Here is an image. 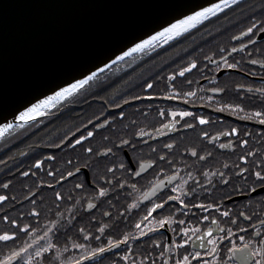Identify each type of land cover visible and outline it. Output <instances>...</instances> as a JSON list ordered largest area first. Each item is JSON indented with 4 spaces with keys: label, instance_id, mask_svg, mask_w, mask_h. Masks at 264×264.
<instances>
[{
    "label": "flooded vegetation",
    "instance_id": "flooded-vegetation-1",
    "mask_svg": "<svg viewBox=\"0 0 264 264\" xmlns=\"http://www.w3.org/2000/svg\"><path fill=\"white\" fill-rule=\"evenodd\" d=\"M240 25L233 29L230 34H211V35H195L190 36L181 41L173 50H167L151 58L143 66L137 68L129 74L119 76L111 85H107L97 95L89 100L80 102L78 106L70 109L66 115L46 118L41 121L40 129L29 134L21 143L6 150V154L0 158V194L7 195L9 199L0 204V232L15 227L10 225L3 219L7 215L10 220H17L18 224L31 225V228L37 229L32 232L31 228L27 233L18 232L15 241L0 242V258L7 254L10 248H18L25 243L32 244L30 249L34 253L37 246L44 245L48 239L57 244L61 251V258L65 261L73 256L78 257L83 250H74L71 247V241L85 243L89 249L107 243L108 236L114 240L119 239L125 233L138 235L135 230V223L143 220L151 207V202H159L158 197L162 196L168 189H157V195L149 196L145 199L144 193L148 188L157 183L158 180H165L166 176L172 175L174 171L179 170L180 176H186L188 171H192L195 176L196 168L199 164H193L194 158L184 156L187 164H181V154L185 147L197 146L198 150H207L213 153L210 162L214 167H219L220 163H240L237 157L242 154V149L237 147L235 151L232 149H219V143H225L228 139H237L232 137H221L215 143H210L199 136L201 130H206L210 135L217 132L229 130L236 127L240 130V138L249 139V147H260L264 143V126L254 121L242 120L232 115L229 111L217 112L215 108L224 103H243L247 110L259 107L258 101L249 100L247 97L251 94L244 93V100L239 99L235 85L241 84L253 89L264 87V69L259 65L249 63L252 59H261V53H264V33L255 31V35L251 39L254 44L248 43L249 37H240L238 40L232 39L233 36H240L242 31L257 21H264V0H254L252 6L247 7L238 15ZM246 45L243 51L233 53L231 49L240 45ZM225 49L222 53L220 49ZM228 59L229 63L239 62V69H228L226 67H217V64H223L220 60L221 56ZM205 56H211L217 64L204 59ZM192 60L197 61V68L191 72L185 73V77H179L175 81L177 87L181 91H195L196 96L189 98V103L185 104L182 100L166 101V100H134L133 97H145L149 94H161L169 91L166 88L167 76L170 73H178L181 68L186 67ZM124 61V60H123ZM255 72L257 75H249ZM192 83L188 84L187 81ZM213 81L216 83L214 84ZM146 82L153 83L152 89L144 87ZM219 86L226 89L225 93H212L208 89ZM203 89V90H202ZM212 96L211 101L208 97ZM125 101H129L125 103ZM152 105L151 108L148 105ZM120 105L121 107H116ZM157 107L165 109H184L196 111L198 114L205 115L210 118L212 123L209 125H197L194 129H184L180 125L183 123L179 117L177 130L163 129L167 135L157 136L156 128L160 127V123L169 122L163 120L157 115ZM123 112L121 118L119 113ZM143 113H147L144 115ZM240 115H243L242 113ZM171 118H169L170 120ZM189 119L190 118H186ZM107 120L108 125H104ZM136 123L133 124L132 122ZM44 122V124H43ZM102 125L96 128L95 125ZM38 127V126H37ZM143 129L149 132L153 139L144 137L148 144L140 142L137 144V151L133 152L131 148L118 151L114 144H119V137L129 138L131 135ZM87 131H93L95 135L92 138L83 141L81 145L70 146V142L74 143L75 139L81 135L86 136ZM247 131L252 133L250 137H244L243 133ZM108 137V139H104ZM138 139V138H137ZM175 141L173 149L168 150L163 147L164 143ZM59 145V146H58ZM149 145L156 148V152H152ZM85 147H92L94 150L103 151L105 147H112L113 154L103 160H99L93 156L89 161V167L85 168V159L87 153L84 152ZM125 152L129 153L133 160L141 159L147 162L157 159V166L148 169L141 177H132L126 171L117 170L113 174H107L108 179L113 181V185L117 180L125 184L124 188L112 187L110 194L106 198H97L88 181L96 183L99 177L105 175V165L115 163L117 166L121 161L127 164ZM157 154H165L168 160H172L176 167H172L166 161L158 160ZM51 156L53 159H48ZM41 160L40 169L34 167L35 162ZM72 163L69 164L68 161ZM80 166L81 172L76 176L67 177V171L74 170L75 166ZM187 165H193L192 168ZM164 169L163 173H158L159 168ZM138 170V169H137ZM49 171L53 175H48ZM28 172L29 175L24 176L22 173ZM33 173H35L33 175ZM61 174L66 176L63 181L59 180ZM84 183L83 189H76V183ZM9 184L5 189L3 185ZM102 183V182H101ZM135 183L136 188H129L128 184ZM239 183V182H237ZM51 184L53 187H48ZM107 187V185H103ZM55 192H60L65 199L57 201ZM72 196V200L67 197ZM12 197H15L13 200ZM203 198V197H201ZM261 197L256 196L255 201L259 202ZM35 200V204L31 201ZM91 202L96 205L93 209H88L87 204ZM139 205L138 208H128L132 203ZM229 205L233 201H226ZM235 210H247L249 212L255 210V203L245 209L247 201L241 197L234 200ZM58 205V206H57ZM35 209L40 213L38 217L30 215L31 210ZM193 211H196L195 209ZM62 215H57V213ZM105 212H109L110 216H104ZM207 214V213H205ZM212 215H216L215 212ZM171 216L173 221L185 219L186 226L189 220L195 224L197 221L191 215L184 216L177 209L175 202H168L164 210H157L148 217V220L141 224V228L148 232L149 226H154L156 219ZM93 217L95 219H93ZM53 221L56 224H53ZM207 222H205L206 224ZM243 226H247L246 222L240 221ZM102 224H108L112 227L105 230L102 234L98 231ZM71 225V227L69 226ZM84 228V234H80L77 230ZM177 228L176 223L170 226L160 228L158 232L149 233L148 236L136 241H129V245L136 253V258L141 259L140 253L150 252L153 257H158L162 248L156 247L154 241L161 245H168L172 238L179 239L172 229ZM257 228L259 225L257 224ZM52 229L51 232L48 230ZM178 230V229H177ZM92 233L87 241L83 239V235ZM251 232V229H250ZM47 233V236H45ZM250 234V233H249ZM246 236L248 234H245ZM44 236V239L39 237ZM71 237L66 240L65 237ZM95 236H100V240H96ZM67 246L68 251L64 252ZM125 245L120 246V255L123 254ZM117 250L105 253L102 258H97L96 264H123L116 254ZM183 252V249H180ZM174 255V253H173ZM48 257L45 264H51L53 254H46ZM39 258L34 257L35 261ZM157 264H162L157 259Z\"/></svg>",
    "mask_w": 264,
    "mask_h": 264
},
{
    "label": "snow or ice",
    "instance_id": "snow-or-ice-1",
    "mask_svg": "<svg viewBox=\"0 0 264 264\" xmlns=\"http://www.w3.org/2000/svg\"><path fill=\"white\" fill-rule=\"evenodd\" d=\"M239 0H217L216 3H211L206 7H199L198 10H190V14L185 15L182 19L176 20L174 23H169L166 27L161 25L160 30L156 31L155 34L150 35L147 39H141L140 42L134 43L127 51H123L120 55L115 57L112 61L113 64L118 61H122L125 57L130 56L132 53L140 52L147 47L153 45H158L160 41L167 42L168 40L178 37L181 33L186 32L189 28L195 27L203 21L209 20L211 17L216 16L219 13L224 12L226 9L237 5ZM264 33V21H257L247 27L245 31L240 33V36H233L232 39L238 40L240 37L248 36V43L254 44L255 41L251 39L252 35H255V31ZM246 45L241 44L240 48L237 49L233 47L231 51L233 53L237 51H243ZM223 53L225 49H220ZM261 59H252L249 61L252 65H259L260 68L264 69V53H261ZM205 60L210 61L213 64H217V61L213 60L211 56H205ZM223 64H217V67H226L228 69H239V62L229 63L228 59L223 55L220 57ZM110 65L105 64V68ZM197 68V61L192 60L186 67L181 68L178 73H170L167 76L166 88L169 90L161 94H149L145 97H133L134 100L148 99V100H166V101H176L182 100L185 104L189 103L190 97H195V91H181L175 81L177 75L179 77H185V73L191 72L193 69ZM90 74L85 75L83 72L80 74L82 78L74 79V82H64V86L56 85L58 90H53L52 95H47L43 99L37 100L30 106L24 107L23 111H19L18 115L14 114V119L20 121L17 127H23L29 121L35 120L36 117L45 114L46 109L53 106L56 101L63 100L66 97H71L74 93H77L90 81H92L96 76L97 72H103V68L97 69V71H92L91 69L85 70ZM249 75H257L255 72L249 73ZM188 84L192 81L188 80ZM215 84L216 82L213 81ZM153 83L146 82L144 87L146 89H152ZM236 91L238 93L239 99L244 100V93L251 94L247 98L249 100L255 99L259 103V107L247 110L244 104L241 103H224L218 105L215 108L217 112L229 111L232 115L237 116L242 120L254 121L255 123L264 126V87L253 89L252 87H247L245 89L244 85H235ZM203 90V89H202ZM208 91L212 93H225L226 89L224 87L214 86ZM212 96L208 97L211 101ZM129 101H125L128 103ZM116 107H121L116 105ZM149 108L152 105H148ZM243 115H240V114ZM147 115V113H143ZM157 115L163 120H168L169 122L160 123V127L156 128L155 131L157 136L167 135L163 129L179 130L177 129V124L179 121L176 119L179 117L183 120L180 125L184 129H194L197 125H209L212 123L209 117L198 114L196 111L190 110L188 108L173 110L171 108L165 109L157 107ZM119 116L123 118L124 113L120 112ZM169 118H171L169 120ZM186 118H190L186 119ZM108 121H104V125H108ZM133 124L136 122L133 121ZM14 124L6 123L3 129L12 128ZM102 125H95L96 128ZM0 129V132L3 131ZM95 135L93 131H87L86 136L81 135L76 138L74 143L70 142V146L81 145L83 147V141L92 138ZM252 133L245 131L243 133L244 137H250ZM264 135V133H262ZM149 137L153 139L149 132H145L142 128L134 132L131 137L124 138L119 137V144H114V147L118 151H123L126 148H131L133 152L137 151V144L143 142L148 144L144 137ZM199 136L204 138L210 143H215L222 136L232 137L237 139H228L225 143H219V149H232L236 150L240 147L243 151L237 159L240 163H233L229 165L228 163H220L219 167H214L210 162L213 153L207 150H198L197 146L185 147L184 152L181 154V164H187L186 160L183 159L184 156L194 158L193 164H199L200 167L196 168V175H193L192 171H188L186 176H180L179 170L174 171L172 175L166 176L165 180H158L157 183L152 184L148 191L144 193L145 199L149 196L157 195V189H168L166 193L158 197L159 202H151V207L148 209L147 214L143 217V220L135 223V230L138 235H133L131 233H125L119 239H113L108 236L107 243L101 244L97 247L89 249L87 244L79 243L77 241H71V247L74 250H83L81 254L76 257L73 256L71 259L65 261L61 258V251L57 244L53 243L51 239L42 245L37 246L34 253L30 251L33 245L25 243L23 246L18 248H10L7 254L0 258V264H34V257L39 258L35 261V264H45V260L48 259L46 254H53V259L51 264H96L97 258H102L105 253L111 252L112 250H117L116 254L123 264H157V259H160L162 264H264V143L260 144L259 148L255 146L249 147V139L240 138V130L236 127H231L229 130L223 132H217L215 135H210L208 131L201 130ZM138 138V139H137ZM108 139V137H104ZM175 145V141L164 143L163 147L165 149L171 150ZM59 146V145H58ZM152 152H156V148L149 145ZM84 152L87 153L85 159L84 167H89L88 161L96 156L99 160H103L113 154L112 147H105L103 151L94 150L92 147H85ZM158 160L161 162L166 161L172 167H176L172 160H168L165 154H157ZM125 157L127 164L121 161L119 165L115 163L106 164L105 175L99 177L96 183L88 181L89 186L92 187L93 192L97 198H106L110 194V189L112 187L124 188L125 184L120 180L116 181L113 185V181L108 179L107 174H113L117 170L126 171L132 177H141L142 174L148 171L150 168H155L157 166V159H152L144 162L141 159L133 160L132 156L125 152ZM48 159H53L49 156ZM42 161L37 160L34 167L40 169L42 166ZM69 164L72 163L71 160L68 161ZM187 167L192 168L193 165H187ZM138 169V170H137ZM81 172L80 166H75L74 170L67 171V177L76 176ZM164 169L159 168V172H154V175H159L163 173ZM35 173H33L34 175ZM22 175H29L28 172L22 173ZM48 175H53V172L49 171ZM66 179L64 174L59 177L60 181ZM102 182V183H101ZM239 182V183H237ZM107 185V187L103 186ZM5 189L9 187L8 183L3 185ZM48 187H53L49 184ZM76 189H83L84 183H76L74 186ZM129 188H136L135 183L128 184ZM261 197L259 202L255 201V197ZM203 197V198H201ZM236 197H241L247 204L244 206L245 209L251 207L255 203V210L249 212L247 210H235L234 200ZM9 197L7 195L0 194V204L7 201ZM14 200L15 197H12ZM55 199L57 201L65 199L60 192H55ZM68 200H72V196L67 197ZM175 202L177 209L181 211L184 216L191 215L193 219L197 222L192 223V220L188 221V224L192 226H186L185 219H179L178 221H173L171 216L164 217L162 219L154 220V226L148 227V232H145L141 228V224L148 220V217L157 210H164L165 205L168 202ZM226 201H233L231 205L226 203ZM35 204V200L31 201ZM58 206V205H57ZM88 209H93L96 207L95 204L89 202L87 204ZM139 205L135 202L128 205V208H138ZM196 211H193V210ZM215 212L216 215H212ZM207 213V214H205ZM30 215L38 217L40 213L35 209L31 210ZM57 215H62L57 213ZM104 216H110L109 212H105ZM3 219L9 222L10 225L15 227V230L9 228L0 232V242H4L7 245L9 241H15L17 238V233H27L31 228V225L24 224L21 226L18 224L17 220L11 219L5 215ZM93 219H95L93 217ZM246 222L247 226H243L240 221ZM205 222H207L205 224ZM172 223L177 224V228L172 229L173 233L179 237L171 239L170 244L161 245L159 242L154 241L156 247L162 248L163 250L159 252L158 257H153L150 252L140 253L141 259L136 258V253H134L133 248L129 245V241L140 240L143 237L149 235V233L158 232L160 228H165L170 226ZM55 225L56 222L53 221ZM257 224L259 228H257ZM71 227V225H69ZM112 227L108 224H102L98 231L104 233L106 229ZM178 229V230H177ZM251 229V232H250ZM37 229L31 228L32 232H36ZM49 232L52 229L48 230ZM80 234H84V228H79L77 230ZM250 233V234H249ZM245 234H248L247 236ZM92 233L83 235V239L87 241ZM47 236V233H45ZM44 236L39 237V239H44ZM66 240H71V237H65ZM96 240H100V236H95ZM125 245L123 249V254L120 255V246ZM183 249V252H180ZM64 252L68 251L67 246L63 249ZM174 253V255H173ZM112 264H116V261H112Z\"/></svg>",
    "mask_w": 264,
    "mask_h": 264
},
{
    "label": "water",
    "instance_id": "water-1",
    "mask_svg": "<svg viewBox=\"0 0 264 264\" xmlns=\"http://www.w3.org/2000/svg\"><path fill=\"white\" fill-rule=\"evenodd\" d=\"M216 2L0 0V129L6 123L14 124L3 129L0 141L13 129L24 128L46 116H38L23 127L15 126L21 122H15L14 114L52 95L53 90H58L56 85L74 82L73 78H82V72L90 74L87 69L103 68V72H97L98 76L117 63L155 47L112 63L134 43L159 31L161 25L166 27L190 14V10ZM105 64L110 66L105 68ZM68 98L56 101L45 112Z\"/></svg>",
    "mask_w": 264,
    "mask_h": 264
},
{
    "label": "trees",
    "instance_id": "trees-1",
    "mask_svg": "<svg viewBox=\"0 0 264 264\" xmlns=\"http://www.w3.org/2000/svg\"><path fill=\"white\" fill-rule=\"evenodd\" d=\"M252 3H254V0H241L237 5L226 9L224 12L211 17L207 21L201 22L184 34L170 41L156 45L155 47L150 48L149 50H146L140 54L133 55L131 58L125 59L120 63H117L104 73L98 75L94 80L90 82V84H88L82 90L78 91L75 95L64 100L61 103L56 104L54 108L45 112L46 116L41 117L39 121L28 124L24 128L13 129V131H11L3 138L2 141H0V158L7 153V149H13L14 147L18 146L21 141L29 134L39 130L41 127L39 126L41 124V121L45 120L46 118L66 115L67 112L73 108V106L76 107L81 104L80 102L89 100L90 98L94 97L99 91L103 90L105 86L111 85L116 82V79L119 76L133 72L160 53H163L167 50H173L184 39L195 35L230 34L233 29L237 28L240 25V21L238 19V15L240 14V12H242L247 7L252 6Z\"/></svg>",
    "mask_w": 264,
    "mask_h": 264
},
{
    "label": "bare ground",
    "instance_id": "bare-ground-1",
    "mask_svg": "<svg viewBox=\"0 0 264 264\" xmlns=\"http://www.w3.org/2000/svg\"><path fill=\"white\" fill-rule=\"evenodd\" d=\"M147 48H148V47H147ZM145 49H146V48H145ZM15 122H17V123H18V122H20V121H18V120H15ZM0 134H1V132H0Z\"/></svg>",
    "mask_w": 264,
    "mask_h": 264
}]
</instances>
